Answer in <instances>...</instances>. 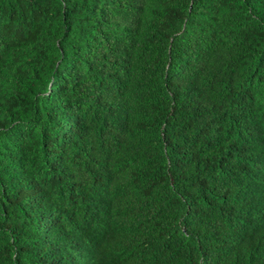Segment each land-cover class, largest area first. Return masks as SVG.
Instances as JSON below:
<instances>
[{"label": "trees", "instance_id": "1", "mask_svg": "<svg viewBox=\"0 0 264 264\" xmlns=\"http://www.w3.org/2000/svg\"><path fill=\"white\" fill-rule=\"evenodd\" d=\"M0 264H264V0H0Z\"/></svg>", "mask_w": 264, "mask_h": 264}]
</instances>
